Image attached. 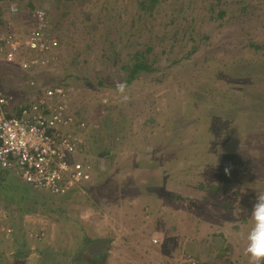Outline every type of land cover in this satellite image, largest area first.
Instances as JSON below:
<instances>
[{
	"label": "rangeland",
	"instance_id": "1",
	"mask_svg": "<svg viewBox=\"0 0 264 264\" xmlns=\"http://www.w3.org/2000/svg\"><path fill=\"white\" fill-rule=\"evenodd\" d=\"M5 2L18 34L45 12L49 49L0 90L28 105L60 87L58 105L87 123L93 177L52 195L0 174V264H249L264 193V0ZM137 52L151 68L128 80ZM96 241L103 263L90 261Z\"/></svg>",
	"mask_w": 264,
	"mask_h": 264
},
{
	"label": "built area",
	"instance_id": "2",
	"mask_svg": "<svg viewBox=\"0 0 264 264\" xmlns=\"http://www.w3.org/2000/svg\"><path fill=\"white\" fill-rule=\"evenodd\" d=\"M13 6L17 9L12 3L10 10L16 13ZM37 18L38 28L28 34L0 27V60L23 71L40 63L37 55L49 49L42 43L45 12L39 10ZM37 85L30 82L32 87ZM46 94L26 105L0 90V168L15 171L33 189L67 195L92 181V161L86 158L87 123L66 112L64 104L58 105L55 95L64 96L60 87L50 88Z\"/></svg>",
	"mask_w": 264,
	"mask_h": 264
},
{
	"label": "clouds",
	"instance_id": "3",
	"mask_svg": "<svg viewBox=\"0 0 264 264\" xmlns=\"http://www.w3.org/2000/svg\"><path fill=\"white\" fill-rule=\"evenodd\" d=\"M17 9L12 7V11ZM126 83L117 82L116 88L123 96V101L127 102L130 97L124 95L127 89ZM107 103V101H104ZM225 174H230V169L225 168ZM91 212L82 215V219H88ZM252 218L255 221L254 227L248 233L247 247L245 249V255L249 256V264H264V193H258L256 196V203L253 205Z\"/></svg>",
	"mask_w": 264,
	"mask_h": 264
},
{
	"label": "trees",
	"instance_id": "4",
	"mask_svg": "<svg viewBox=\"0 0 264 264\" xmlns=\"http://www.w3.org/2000/svg\"><path fill=\"white\" fill-rule=\"evenodd\" d=\"M2 1H5V0H2ZM153 1L154 3L157 2V0H139V3L142 4L141 5V8L142 9H147L146 6H147V2H151ZM221 16L222 15H225V11L222 10L221 11ZM149 50H151L149 48ZM135 58H136V61L132 64H126L124 65V68H126L128 70V75H127V78L128 80H132V78L136 77L140 72L144 71V70H150L151 68V61L149 60V58H147L146 55H144L143 53H136L135 54ZM3 170V169H2ZM1 176H7V172L6 170H3L2 172H0ZM106 254V253H104ZM102 254V255H104ZM101 255H97L95 258H91L90 261H100L102 262L101 260L104 259L105 256H102V258L100 257ZM101 258V259H100ZM103 263V262H102ZM198 264V263H197ZM203 264V263H201Z\"/></svg>",
	"mask_w": 264,
	"mask_h": 264
},
{
	"label": "crops",
	"instance_id": "5",
	"mask_svg": "<svg viewBox=\"0 0 264 264\" xmlns=\"http://www.w3.org/2000/svg\"><path fill=\"white\" fill-rule=\"evenodd\" d=\"M5 1H3V2H5ZM5 4L11 5L12 3L11 2L10 3L5 2ZM0 8L3 9L4 5H3V7H0ZM16 13H18V11ZM0 27L2 29H5V30L10 28L8 22H6V13H2V10H0ZM15 69L16 68L14 66L8 65V64L0 61V80H4L6 78V81L8 82V84H4L5 87H3V89L4 88H6V89L12 88L13 82L16 83V78H19V77H18V74H17ZM0 86H1V84H0Z\"/></svg>",
	"mask_w": 264,
	"mask_h": 264
},
{
	"label": "water",
	"instance_id": "6",
	"mask_svg": "<svg viewBox=\"0 0 264 264\" xmlns=\"http://www.w3.org/2000/svg\"><path fill=\"white\" fill-rule=\"evenodd\" d=\"M107 245L108 244L106 242L96 241L92 245L89 246V251L93 253L95 256L102 255L104 253H107Z\"/></svg>",
	"mask_w": 264,
	"mask_h": 264
}]
</instances>
